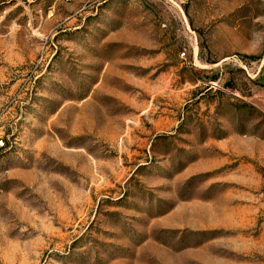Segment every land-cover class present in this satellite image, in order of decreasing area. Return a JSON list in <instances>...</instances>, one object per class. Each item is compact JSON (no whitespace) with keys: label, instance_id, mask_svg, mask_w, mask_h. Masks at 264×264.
<instances>
[{"label":"rangeland","instance_id":"1","mask_svg":"<svg viewBox=\"0 0 264 264\" xmlns=\"http://www.w3.org/2000/svg\"><path fill=\"white\" fill-rule=\"evenodd\" d=\"M0 140V264H203L163 216L262 226L264 0H0Z\"/></svg>","mask_w":264,"mask_h":264},{"label":"crops","instance_id":"2","mask_svg":"<svg viewBox=\"0 0 264 264\" xmlns=\"http://www.w3.org/2000/svg\"><path fill=\"white\" fill-rule=\"evenodd\" d=\"M260 219L258 207L243 204L233 197L212 202L193 199L165 214L162 223L167 229L213 231L218 232L220 238H225L213 249L209 246L184 249L179 253L180 260L191 255L189 259L203 264H237L235 262L251 260L252 255L259 254L261 245L264 247V243H260V238L264 240V219L261 228Z\"/></svg>","mask_w":264,"mask_h":264},{"label":"built area","instance_id":"3","mask_svg":"<svg viewBox=\"0 0 264 264\" xmlns=\"http://www.w3.org/2000/svg\"><path fill=\"white\" fill-rule=\"evenodd\" d=\"M5 146V142L3 140H0V147H4Z\"/></svg>","mask_w":264,"mask_h":264}]
</instances>
